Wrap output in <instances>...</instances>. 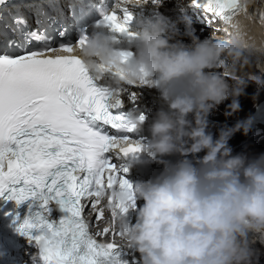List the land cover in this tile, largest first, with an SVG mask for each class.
<instances>
[{"label":"clouds","instance_id":"obj_1","mask_svg":"<svg viewBox=\"0 0 264 264\" xmlns=\"http://www.w3.org/2000/svg\"><path fill=\"white\" fill-rule=\"evenodd\" d=\"M131 47L132 52L118 51L98 32L72 51L97 80L105 72L116 74L109 82L114 99L122 95V86H147L167 106L148 125L152 142L146 150V163L162 164L163 172L137 182L131 193L106 196L114 200L112 207L127 205L130 195L143 201L134 222L116 218L122 244L140 264H259L254 244L264 247V154L249 160L232 155L229 146L237 132L248 134L252 118L221 128L216 139L208 131L209 116L221 104L231 100L224 112L231 117L241 111L239 98L249 83L264 88L260 79L235 75L249 49L234 37L200 40L185 17L175 26L149 22ZM145 123L143 116L128 121L137 131ZM171 156L179 159H164ZM53 211L59 212V205Z\"/></svg>","mask_w":264,"mask_h":264},{"label":"snow or ice","instance_id":"obj_2","mask_svg":"<svg viewBox=\"0 0 264 264\" xmlns=\"http://www.w3.org/2000/svg\"><path fill=\"white\" fill-rule=\"evenodd\" d=\"M8 3L0 0V6ZM190 7L205 19H221L229 27L230 37L246 49L252 47L248 42L250 22L245 16L248 9L241 0H190ZM34 14L47 18L42 8ZM131 19L124 14L118 22L113 12L103 16V23L123 32ZM10 20L0 12V196L8 193L7 198L17 206L39 201L41 211L25 219L21 229L41 233L32 239L42 264H140L132 253L96 238L110 232L113 237L119 235L116 218L127 217L135 208L134 196H129L127 205L115 207L114 200L107 199L112 227H104L96 235L84 218L86 209H97L107 194L131 193L128 181L100 159L109 150L125 155L141 151L127 136L109 135L100 126H110L116 133L134 130L113 111L121 101L94 86L82 62L72 55L74 46H55V37L45 28L32 29L22 12H15ZM58 35L63 38L64 30ZM33 42H43V46L33 48ZM86 42L87 37H82L78 44ZM81 113L91 119L78 118ZM97 122L96 128L89 126ZM52 204L66 214L58 222L48 221ZM103 219L104 212L97 210L91 223L95 226Z\"/></svg>","mask_w":264,"mask_h":264},{"label":"rangeland","instance_id":"obj_3","mask_svg":"<svg viewBox=\"0 0 264 264\" xmlns=\"http://www.w3.org/2000/svg\"><path fill=\"white\" fill-rule=\"evenodd\" d=\"M255 3L254 10L256 11H263L264 12V0H253ZM201 35L206 36V31L201 32ZM257 63L253 60L252 56L245 55L242 60L236 65L234 72L235 75L244 78L249 79L250 73H258V70L256 69ZM258 88L255 87V83H249L248 87L245 89V94L239 98L240 105H241V112H245L248 108H250L252 102L255 101L256 91ZM259 91V90H258ZM231 103V100L225 101L223 104H221L214 112L216 115H220L219 117L223 118L225 117L224 112L227 108V105ZM249 110V109H248ZM241 136L239 134H236L235 138L231 143H235L237 140H239ZM248 145V144H246ZM261 246V244H257ZM260 256L262 253L264 254V247H260L259 250Z\"/></svg>","mask_w":264,"mask_h":264},{"label":"bare ground","instance_id":"obj_4","mask_svg":"<svg viewBox=\"0 0 264 264\" xmlns=\"http://www.w3.org/2000/svg\"><path fill=\"white\" fill-rule=\"evenodd\" d=\"M253 1V0H251ZM250 26H251V32L248 33V37H251L250 40H248V42L252 45V47L248 48L249 51H254L253 48H257L259 47V49H263L264 48V36H263V30L262 28L256 24V23H250ZM248 37H245V39H248ZM259 39V43L257 42ZM219 41H222L220 39H218ZM255 52V51H254ZM256 69L259 71V73H256V74H252L250 73L249 77L247 78H256L258 79V76L260 75V77L262 76V73H263V70L264 68L262 67V65L260 64H257L256 66ZM263 88H259V91L260 92H263ZM260 247L259 245H255L254 248L256 250H258V253H259V250H260ZM259 264H264V254L262 253V255L260 256V253H259Z\"/></svg>","mask_w":264,"mask_h":264}]
</instances>
